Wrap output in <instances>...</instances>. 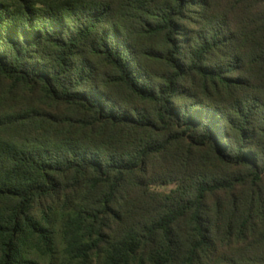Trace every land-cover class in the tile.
<instances>
[{
  "label": "trees",
  "instance_id": "1",
  "mask_svg": "<svg viewBox=\"0 0 264 264\" xmlns=\"http://www.w3.org/2000/svg\"><path fill=\"white\" fill-rule=\"evenodd\" d=\"M4 82L0 264H264V0H0Z\"/></svg>",
  "mask_w": 264,
  "mask_h": 264
},
{
  "label": "rangeland",
  "instance_id": "2",
  "mask_svg": "<svg viewBox=\"0 0 264 264\" xmlns=\"http://www.w3.org/2000/svg\"><path fill=\"white\" fill-rule=\"evenodd\" d=\"M3 93H9V89H8V84L6 82L4 83H0V96L3 95ZM12 96H14L13 94H11ZM12 99L14 102H11V100H9L8 102L4 103L3 106H1L2 104H0V114L3 111V109H7V108H11V107H19V106H23L25 104V102H21L22 100V96L18 95L15 97H12ZM21 102V103H18ZM22 137V133L20 131H16L15 128H11V127H4V128H0V139H9V140H21ZM42 264H48L47 262L42 263ZM95 264V263H94Z\"/></svg>",
  "mask_w": 264,
  "mask_h": 264
}]
</instances>
